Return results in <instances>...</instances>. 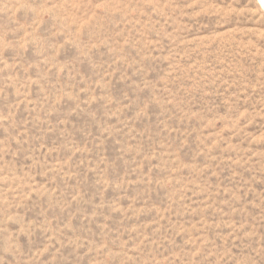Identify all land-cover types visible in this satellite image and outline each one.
I'll return each mask as SVG.
<instances>
[{"label":"rangeland","instance_id":"rangeland-1","mask_svg":"<svg viewBox=\"0 0 264 264\" xmlns=\"http://www.w3.org/2000/svg\"><path fill=\"white\" fill-rule=\"evenodd\" d=\"M0 264H264L259 0H0Z\"/></svg>","mask_w":264,"mask_h":264},{"label":"bare ground","instance_id":"bare-ground-1","mask_svg":"<svg viewBox=\"0 0 264 264\" xmlns=\"http://www.w3.org/2000/svg\"><path fill=\"white\" fill-rule=\"evenodd\" d=\"M262 7H264V0H259Z\"/></svg>","mask_w":264,"mask_h":264}]
</instances>
